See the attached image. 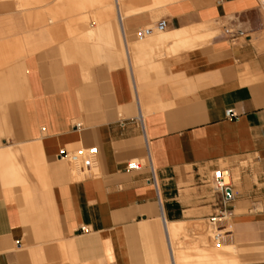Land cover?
<instances>
[{
  "label": "crops",
  "instance_id": "obj_1",
  "mask_svg": "<svg viewBox=\"0 0 264 264\" xmlns=\"http://www.w3.org/2000/svg\"><path fill=\"white\" fill-rule=\"evenodd\" d=\"M114 1L116 21L100 11L87 39L98 44L71 50L114 65L26 43L13 67L23 13L0 0V264H264V4ZM161 20L163 34L137 39ZM83 149L96 150L85 169L59 158ZM216 171L231 216L212 246ZM215 249L227 257L198 262Z\"/></svg>",
  "mask_w": 264,
  "mask_h": 264
},
{
  "label": "rangeland",
  "instance_id": "obj_2",
  "mask_svg": "<svg viewBox=\"0 0 264 264\" xmlns=\"http://www.w3.org/2000/svg\"><path fill=\"white\" fill-rule=\"evenodd\" d=\"M13 5V12L17 15L23 13V42H20L19 37V19L13 18V27H12V51H13V67L16 65V61H20L21 58H25L26 53L19 55V47L28 44H39L46 47H54L58 50L59 54L63 58L65 63H79L84 67H95L101 63H107L109 66L114 65L115 60L112 58L106 59L103 57L100 63H90L87 60L76 57L73 55V46L77 40H81L88 45V47L98 44L93 41L87 40L91 31L95 30L100 23L98 18V13L102 10L106 11L105 13L108 16V19L112 17L116 21L115 15V5L114 0H107L105 2H100L97 0H56V7H59L52 11L51 4L53 0H28V2H23V0H10ZM104 13V12H103ZM110 14V15H109ZM99 17L100 14H99ZM44 21V24L48 25L49 21H52L53 24L47 28L51 31L47 33L46 28H41L39 22ZM54 25V31L52 32V27ZM55 38L54 41H45V37ZM110 49L109 46L102 44V48ZM86 47L83 45H76L74 50L82 51ZM125 59V56H124ZM89 161V160H88ZM83 161L80 167L83 169L86 168L87 162ZM85 174L81 177H87L92 174L87 170H84ZM173 238L175 239L176 236ZM224 241V237L219 242L213 243L220 244ZM175 254L178 256L181 255V249H175ZM177 264H191L189 262H181L177 259Z\"/></svg>",
  "mask_w": 264,
  "mask_h": 264
},
{
  "label": "built area",
  "instance_id": "obj_3",
  "mask_svg": "<svg viewBox=\"0 0 264 264\" xmlns=\"http://www.w3.org/2000/svg\"><path fill=\"white\" fill-rule=\"evenodd\" d=\"M262 4H264V0H259ZM219 3L222 2V0H218ZM167 23L165 20L159 21L156 25L147 27L145 29H142L137 32L136 37L139 41L146 40L148 38H151L155 35H161L166 31ZM227 117L229 118H235L236 114L234 111H228ZM140 122H142V119H140ZM96 153L95 149H83L80 150L74 154L66 153L65 151H61L59 154L60 159H68L71 158L73 162H83L88 161L93 157ZM144 167V165L139 161H131L127 168L131 171H139ZM148 167L151 172V178L149 179V183H152L156 188L158 187L157 178L155 171L152 167V165L148 162ZM213 183L214 188L216 191L221 193L224 196V208L221 209L218 214L215 217H212L207 222V232L208 236L211 239L213 243L219 242L223 239L225 235L228 234V229L226 227H223L221 225L222 221H226L231 216L230 211L226 207V203L230 198H227V184L224 180V174L222 171H216L213 174ZM82 233L86 232V228L81 229Z\"/></svg>",
  "mask_w": 264,
  "mask_h": 264
},
{
  "label": "bare ground",
  "instance_id": "obj_4",
  "mask_svg": "<svg viewBox=\"0 0 264 264\" xmlns=\"http://www.w3.org/2000/svg\"><path fill=\"white\" fill-rule=\"evenodd\" d=\"M101 2H105L106 3V1L107 0H100ZM120 1H122V0H120ZM124 2V1H123ZM103 22V21H102ZM107 23V22H106ZM106 26V25H105ZM108 26V25H107ZM106 28H108V27H106ZM100 29V28H99ZM197 33V32H196ZM186 34V33H185ZM184 33L182 34L183 36L185 35ZM199 33H197V35H198ZM195 36V35H194ZM205 36H207V35H205ZM209 36V35H208ZM185 38H186V36H184ZM189 37V36H188ZM201 37V36H200ZM200 37H198L197 36V39H199ZM202 38H203V40H204V36H202ZM202 38H200L201 40H202ZM206 38V37H205ZM182 39V38H181ZM198 41H200V40H198ZM197 41V42H198ZM201 42V41H200ZM206 42V41H205ZM203 44V43H202ZM61 160H63V161H67V162H69V163H71V164H80L81 162H73L72 160H71V158H68V159H61ZM24 164V163H23ZM24 173V172H23ZM227 181V180H226ZM227 183V182H226ZM172 228H174L173 226H171ZM173 232H174V230H173ZM175 233V232H174ZM215 245V244H214ZM217 245V244H216ZM219 245V244H218ZM218 247V246H217ZM219 249H220V247H219ZM219 249H215V250H210V251H203L202 252V255H200L199 256V258L197 259L198 260V262H200V261H209L210 259H212V253H214L213 255H215L217 258H218V260H222L223 259V257L224 258H226L227 257V253H228V251L227 250H219ZM194 251H196V250H194ZM194 254H195V252H193ZM195 256V255H194ZM195 259V258H194Z\"/></svg>",
  "mask_w": 264,
  "mask_h": 264
},
{
  "label": "water",
  "instance_id": "obj_5",
  "mask_svg": "<svg viewBox=\"0 0 264 264\" xmlns=\"http://www.w3.org/2000/svg\"><path fill=\"white\" fill-rule=\"evenodd\" d=\"M226 193H227V198H231V191L227 190Z\"/></svg>",
  "mask_w": 264,
  "mask_h": 264
}]
</instances>
